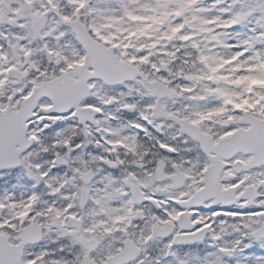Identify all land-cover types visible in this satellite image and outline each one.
Masks as SVG:
<instances>
[{"label": "snow or ice", "instance_id": "6c2138e0", "mask_svg": "<svg viewBox=\"0 0 264 264\" xmlns=\"http://www.w3.org/2000/svg\"><path fill=\"white\" fill-rule=\"evenodd\" d=\"M0 264H264V0H0Z\"/></svg>", "mask_w": 264, "mask_h": 264}]
</instances>
